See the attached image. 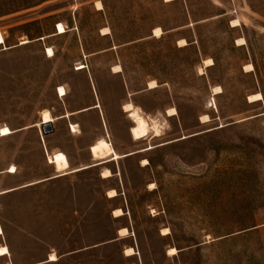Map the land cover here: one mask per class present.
Segmentation results:
<instances>
[{
	"label": "rangeland",
	"instance_id": "rangeland-1",
	"mask_svg": "<svg viewBox=\"0 0 264 264\" xmlns=\"http://www.w3.org/2000/svg\"><path fill=\"white\" fill-rule=\"evenodd\" d=\"M172 1L0 0V264H264V0Z\"/></svg>",
	"mask_w": 264,
	"mask_h": 264
},
{
	"label": "bare ground",
	"instance_id": "bare-ground-1",
	"mask_svg": "<svg viewBox=\"0 0 264 264\" xmlns=\"http://www.w3.org/2000/svg\"><path fill=\"white\" fill-rule=\"evenodd\" d=\"M58 34L59 35H63V34H66L67 33V30L65 28V26L63 24H59L58 26ZM163 32L160 28L156 29L155 30V34L157 35H161ZM28 41H25L24 44H27ZM182 43V42H181ZM184 43V42H183ZM5 44V39L2 35V33L0 32V46L1 45H4ZM54 50L51 49V48H48V51H47V55L49 58H52L54 57ZM84 64V63H83ZM79 68V70H83V69H86L85 68V64ZM212 66V65H211ZM116 69V72L119 73L121 71V67H117L115 68ZM158 85L156 82H152L150 84V87L153 89V88H156ZM58 94L60 95L61 98H65L67 96V92L65 90V88L63 87H60L59 90H58ZM256 99V97H255ZM99 106H97L96 108H98ZM124 111L126 113L129 114V118L134 122L135 126L131 129V134L133 136V138L135 140H142L144 138H146L147 136H149L152 132H155V136L156 137H160L161 136V131L162 130L160 129L161 127H159L157 124H159L158 122H156V124L154 122L153 126L152 124H150V121L143 116L142 114V111L135 107L134 104L132 103H128L124 106ZM177 114V110L176 109H171L168 111V115L170 117H173ZM71 116L70 113L67 114V118H69ZM55 121V118L53 117V115L51 114L50 111L46 110V111H43L42 113V118H41V122L40 124L38 125V127L40 128H45V131L48 132L50 131V129L52 128V124L54 123ZM154 121V120H153ZM71 125V130L76 133L78 132L77 130V126L74 125V124H70ZM13 134V131L9 128V127H4L1 129L0 131V138H3V137H8L10 135ZM44 135V133H43ZM110 147V144L107 140L105 139H102V140H99L97 143H95L90 151L93 155V157L96 159V160H103V159H106L107 158V149ZM121 156L120 155H115V158L113 160H117L119 159ZM50 159H51V163L54 164V165H57V167L60 169V170H63V169H66L67 167V164H68V160H67V157L65 156V154L63 153H56L52 156H50ZM144 162L147 163V160H144ZM79 171V170H77ZM17 171L15 169V167H13L12 170L8 171L9 174H15ZM105 175L107 177H109L111 175L110 171H106ZM112 194H115L116 192L115 191H112L111 192ZM116 213L121 216L122 215V211L121 210H117ZM117 215V216H118ZM127 232L126 229L122 230V233H125ZM4 232L2 230V228H0V237L3 236ZM172 252H175L176 250L173 249L171 250ZM134 254V250L133 249H128L127 250V256H132ZM10 255V250L7 248V247H4V248H1L0 249V257H5V256H8ZM57 261V256L56 255H51L50 256V261L49 262H55Z\"/></svg>",
	"mask_w": 264,
	"mask_h": 264
},
{
	"label": "crops",
	"instance_id": "crops-1",
	"mask_svg": "<svg viewBox=\"0 0 264 264\" xmlns=\"http://www.w3.org/2000/svg\"><path fill=\"white\" fill-rule=\"evenodd\" d=\"M173 2H176V0H174V1H172V2H166V3H173ZM99 103H97V104H95L93 107H91V108H89V109H85V110H82V111H80L79 113H84V112H87V111H90V110H94V109H100V108H96V106L98 105ZM79 113H75V114H79ZM72 114H74V113H72ZM74 114V115H75ZM73 115V116H74ZM59 119H65L64 118V116H62V117H60ZM40 123V122H39ZM103 124L104 125H106V120H105V117L103 116ZM33 127H35V126H32V127H30V128H33ZM30 128H28V129H30ZM36 128V127H35ZM38 128H40V127H38ZM52 128H53V125H52ZM52 128L50 129V131H48L49 133L47 134V135H44V136H48V135H50V134H52L54 131H52ZM28 129H25V128H23V129H21V130H18V131H15V133H17V132H20V131H24V130H28ZM69 130H70V127H69ZM40 131H41V137H40V141H41V144H42V146H43V151H44V154L46 155V159H47V163H48V151H47V148L49 149V152H51L52 153V151L54 150L53 148H49V146H48V142H47V145L44 143V140H43V133H42V128H40ZM14 133V134H15ZM42 138V139H41ZM47 141V140H46ZM135 154H138V153H140V151H138V152H134ZM134 153H131V154H128V155H126L125 157H129V156H132V154L133 155H135ZM49 164V163H48ZM50 165V164H49ZM51 166V165H50ZM95 167H97V166H95ZM12 168V167H11ZM11 168H9L8 169V171L9 170H11ZM93 168V167H92ZM1 172H4V171H0V173ZM55 173H56V170H55ZM6 174V173H5ZM5 174H2V175H5ZM2 175H0V176H2ZM8 175H10V174H8ZM70 175V174H69ZM10 176H15V175H10ZM57 176V173L54 175V176H52V177H50V178H47V179H45V180H42V181H36V182H30V183H27V184H22V185H18V186H11V187H8V188H4V189H2L0 192H3V191H10V192H8V193H4V194H2V195H0V198L1 197H7L8 195H11V194H15L16 192H19V191H21V190H24V189H26V188H30V187H33V186H35V185H37V184H40V183H44V182H48V181H52V180H56V179H61V178H63V177H65V176H61V177H56ZM67 176V175H66ZM3 222H2V220L0 219V226H2V228H3ZM4 230V229H3ZM4 233H5V230H4ZM0 239L1 240H5L6 239V237L4 236V237H0ZM1 246H4L3 244H0ZM8 247H9V249H10V251H11V254H12V250H11V247L8 245V244H6ZM0 246V247H1ZM1 258V257H0ZM3 258H7V259H12V257H10V256H7V257H3ZM12 261V260H11ZM9 263V262H8ZM13 263V262H12ZM14 264V263H13Z\"/></svg>",
	"mask_w": 264,
	"mask_h": 264
},
{
	"label": "water",
	"instance_id": "water-1",
	"mask_svg": "<svg viewBox=\"0 0 264 264\" xmlns=\"http://www.w3.org/2000/svg\"><path fill=\"white\" fill-rule=\"evenodd\" d=\"M42 133H44V135H47L49 132L45 131V128L42 129ZM135 154V153H134ZM133 155V154H132Z\"/></svg>",
	"mask_w": 264,
	"mask_h": 264
}]
</instances>
